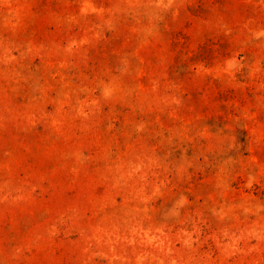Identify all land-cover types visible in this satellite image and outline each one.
<instances>
[{
    "label": "rangeland",
    "instance_id": "obj_1",
    "mask_svg": "<svg viewBox=\"0 0 264 264\" xmlns=\"http://www.w3.org/2000/svg\"><path fill=\"white\" fill-rule=\"evenodd\" d=\"M0 264H264V0H0Z\"/></svg>",
    "mask_w": 264,
    "mask_h": 264
}]
</instances>
